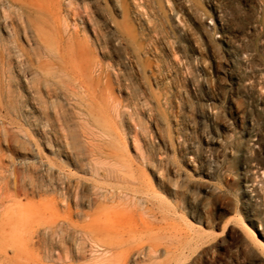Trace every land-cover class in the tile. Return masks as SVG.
I'll use <instances>...</instances> for the list:
<instances>
[{
    "label": "rangeland",
    "instance_id": "obj_1",
    "mask_svg": "<svg viewBox=\"0 0 264 264\" xmlns=\"http://www.w3.org/2000/svg\"><path fill=\"white\" fill-rule=\"evenodd\" d=\"M15 1L0 0V41L17 50L4 30L19 23ZM75 1L102 35L96 59L121 101L119 117L90 123L109 167L75 149L79 109L46 129L27 117L32 104L12 112L5 97L0 214L13 200L35 214L17 264H95L89 236L67 231L69 206L79 226L112 217L129 264H264L246 231L264 233V0ZM67 3L66 22L94 41ZM15 77V95L29 98L31 74Z\"/></svg>",
    "mask_w": 264,
    "mask_h": 264
},
{
    "label": "bare ground",
    "instance_id": "obj_2",
    "mask_svg": "<svg viewBox=\"0 0 264 264\" xmlns=\"http://www.w3.org/2000/svg\"><path fill=\"white\" fill-rule=\"evenodd\" d=\"M15 2L19 8V23L16 26L15 23L12 24V32L7 26L4 30L13 37L14 45L18 49L0 41V62L8 78L3 86L0 85V105L4 103L5 97L8 99L7 106L12 112L23 111L24 107L29 108V103L32 104L30 111L27 109V117L36 127L46 129L52 126L53 117L58 121L66 119L68 112L66 106H74L79 109L75 115L78 118L77 127L84 139L82 146L74 145L75 149L84 148L89 151L94 170L109 167V163L97 158L95 153L97 144L90 123L97 122L99 114L111 119L119 117L121 101L115 96V85L109 68L96 59L97 46L103 49L104 43L96 23L94 26L85 20L76 1L68 0V12L72 16L79 17L84 30L89 24L95 35L94 41L88 38L81 39L77 26L71 28L63 16V0L56 2L16 0ZM88 17L87 14V19ZM23 39L29 45L28 51L21 42ZM15 72L24 77L31 74L32 79L25 78L30 92L29 98L15 95L12 89L16 78ZM118 83L123 86L119 77ZM46 129L45 134H47ZM5 134L7 136L10 133L5 130ZM1 139L0 135V144ZM36 146L35 150L40 151V145L36 144ZM13 174L17 182L19 177L16 173ZM107 194L111 198L112 193ZM109 197L102 200H111ZM0 202L2 203V199ZM77 206L81 204L77 203ZM68 208L70 216L67 231L71 234L72 229H77L89 236L95 264H129L131 256L127 255L125 250L129 239L126 238L125 232L117 228L112 217L104 216L100 220L79 226L73 221L75 214L70 206ZM77 214L79 215V212ZM34 217L35 214L31 209H21L15 200L0 214V264H17L23 231ZM58 224L56 223L57 227ZM246 231L258 246L264 247V233L255 232L248 226Z\"/></svg>",
    "mask_w": 264,
    "mask_h": 264
}]
</instances>
